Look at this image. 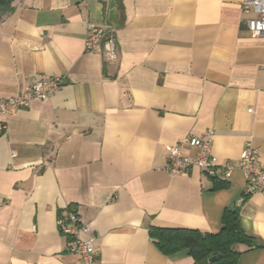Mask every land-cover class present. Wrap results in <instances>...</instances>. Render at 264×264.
Wrapping results in <instances>:
<instances>
[{"label":"crops","instance_id":"1","mask_svg":"<svg viewBox=\"0 0 264 264\" xmlns=\"http://www.w3.org/2000/svg\"><path fill=\"white\" fill-rule=\"evenodd\" d=\"M117 1L14 0L0 21V100L63 81L0 119V264H84L57 227L70 211L97 234L95 264H210L164 255L149 230L217 234L236 206L257 244L237 246L238 264H264V194L245 195L242 171L166 169L169 147L208 131L220 161L251 145L264 166V38L250 36L252 15L242 0H121V12ZM104 24L115 61L85 47Z\"/></svg>","mask_w":264,"mask_h":264},{"label":"built area","instance_id":"2","mask_svg":"<svg viewBox=\"0 0 264 264\" xmlns=\"http://www.w3.org/2000/svg\"><path fill=\"white\" fill-rule=\"evenodd\" d=\"M241 8L244 13L252 15L245 19L250 36L264 38V0H242ZM85 47L90 53L103 50L107 61L117 60L116 40L107 24L89 27ZM62 86L61 78L41 80L27 90L18 91L11 97L0 100V119L11 117L16 110L28 107L33 100L49 99ZM213 136L212 131L201 136H187L169 147L167 171L171 175H179L190 168H197L209 177L230 180L234 171L240 170L246 180L245 195L264 194V166L259 162L257 149L247 145L238 159L220 161L212 153ZM188 150H194V155ZM57 227L68 241L70 254L84 264H95L98 237L89 223L77 212L70 211L59 216Z\"/></svg>","mask_w":264,"mask_h":264},{"label":"trees","instance_id":"3","mask_svg":"<svg viewBox=\"0 0 264 264\" xmlns=\"http://www.w3.org/2000/svg\"><path fill=\"white\" fill-rule=\"evenodd\" d=\"M14 0H0V21L13 10ZM117 9L122 11L121 0ZM158 250L166 256L188 251L196 263L238 264L242 255L239 245L257 247L256 238L241 227L239 207L227 208L222 218V229L217 234L202 233L194 229L155 228L149 230ZM215 256L216 259L210 261Z\"/></svg>","mask_w":264,"mask_h":264},{"label":"water","instance_id":"4","mask_svg":"<svg viewBox=\"0 0 264 264\" xmlns=\"http://www.w3.org/2000/svg\"><path fill=\"white\" fill-rule=\"evenodd\" d=\"M216 259V257L215 256H213L212 258H211V260L210 261H213V260H215Z\"/></svg>","mask_w":264,"mask_h":264}]
</instances>
